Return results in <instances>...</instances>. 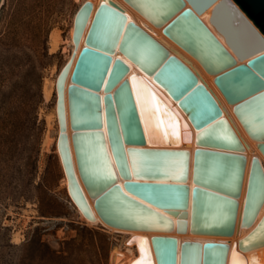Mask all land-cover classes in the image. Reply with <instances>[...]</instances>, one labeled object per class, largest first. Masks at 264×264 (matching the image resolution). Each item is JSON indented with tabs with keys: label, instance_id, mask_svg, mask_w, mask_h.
<instances>
[{
	"label": "water",
	"instance_id": "95a60500",
	"mask_svg": "<svg viewBox=\"0 0 264 264\" xmlns=\"http://www.w3.org/2000/svg\"><path fill=\"white\" fill-rule=\"evenodd\" d=\"M126 1L154 20L137 0ZM144 1L158 16L155 24L170 20L163 29L166 35L200 59L208 71H223L215 81L227 100L235 103L236 115L249 135L258 140V148L264 154V0ZM217 1L211 22L224 33L228 45L240 60L250 57L246 63H238L200 17ZM187 2L189 7H186ZM222 9L237 17L254 39L246 51L239 49L217 22L216 16ZM92 10L93 3L86 1L77 13L73 35L75 50L57 80V110L58 148L69 194L82 213L94 221L95 215L75 172L65 109V81ZM117 49L165 88L198 129L196 143L199 146L193 153L192 188L187 183L190 152L175 148L182 142L177 116L155 95L142 76L133 73L129 79L125 78L130 66L121 57L114 58ZM137 87L146 88L151 93L150 100L156 99L153 103L171 114V135L163 136L151 127L145 130V118L137 104ZM68 98L78 172L105 223L124 229H154L159 228L155 223H140L132 217L155 216L159 226L166 224L163 228L171 230L173 221L161 210L176 216L186 211L191 201L190 230L193 233L227 237L234 234L247 166L246 146L224 117L206 84L199 82L198 75L148 31L128 20L122 8L113 1L101 3L94 14L85 46L71 75ZM159 115L166 119L163 112ZM105 157L113 172L111 176L105 171ZM138 158L145 169L143 175H133V165ZM170 160L184 164V172L179 178L165 172L163 162ZM119 177L124 180L123 184ZM177 193L179 201L175 199ZM132 196L137 199L133 200ZM263 204L264 168L260 159L254 156L243 206L244 226L249 227L255 222ZM179 229H186V226H179ZM262 229L264 214L239 239L238 250L236 243L230 247L228 242L208 239L204 242L185 240L180 243L179 252L178 238L169 235H153L151 244L157 264H178L179 256V264H233L234 251L246 264L242 251L264 245ZM148 258H152L149 243Z\"/></svg>",
	"mask_w": 264,
	"mask_h": 264
},
{
	"label": "rangeland",
	"instance_id": "374dc122",
	"mask_svg": "<svg viewBox=\"0 0 264 264\" xmlns=\"http://www.w3.org/2000/svg\"><path fill=\"white\" fill-rule=\"evenodd\" d=\"M76 0L0 3V264H113L125 237L88 224L63 181L44 86L67 58Z\"/></svg>",
	"mask_w": 264,
	"mask_h": 264
},
{
	"label": "bare ground",
	"instance_id": "6f19581e",
	"mask_svg": "<svg viewBox=\"0 0 264 264\" xmlns=\"http://www.w3.org/2000/svg\"><path fill=\"white\" fill-rule=\"evenodd\" d=\"M86 1H91L93 3V10H92L90 19L84 29L79 46L76 49L72 67L65 81V109H66L67 134L69 137V144H70L71 153L73 157L75 172L79 180V183L85 193V196L88 200V203L92 209V212L95 215L94 221L88 219L82 213V211L77 207V205L74 203L73 199L71 198L69 194L68 179L65 173L64 165H63L61 155L59 152V148H58L60 125H59L58 110H57V102H58L57 80H58L61 70L64 68L66 63L70 60L72 53L75 50V44L73 40L74 29H75V19H76L79 9L82 7V5ZM111 1L115 2L122 8L123 12L128 17V20H133L143 29L148 31L155 39H157L160 43H162L165 47H167L171 54L180 58L198 75L199 82L206 84L207 88L214 95L220 107L222 108L224 117H226V119L230 122L235 132L237 133L241 141L246 146L245 155L247 157V166H246V171H245L242 193L239 198V210H238V215H237L236 229L232 236L230 237L212 236V235L193 233L190 230L191 201L188 206V209L186 211H181L176 216L169 214L167 211L161 210L163 213L171 217L173 221V225H174L171 230H167L163 228L165 227L166 224H164V226H159L158 223H155V225L159 228H154V229L118 228V227L108 225L98 215L94 207V198L90 197V195L88 194L80 178L78 168H77L76 157H75V152H74V147H73V142H72L73 129L71 127V121H70L68 87L71 83V75H72L74 66L76 64V61L78 59V56L81 50L83 49V47L85 46V38L89 30L91 21L94 17V14L101 3L103 2L110 3ZM137 1L142 6L143 10L149 12L151 17H153V19L156 21L158 16L155 13V11H152L150 6H148L144 0H137ZM76 3L78 5L75 8L72 14V17L70 18L68 22V27L70 28L69 37L67 39L62 38L60 33L57 30L52 31L51 33L50 41H51L52 50L55 52L56 50L59 49L60 45L62 44L65 45L63 53L67 54V58L62 64L61 68L59 69L55 68V70L52 73L50 82L46 83L44 86L45 97L49 99L50 103H53L51 107L49 123L52 125L51 127L54 128V131H56V134H55V137L52 138V142L54 141L55 143L56 153L58 155L60 167L63 173L64 185H65L68 197L72 205L75 207L80 217H82V219L86 221V223L92 224V225L100 224L104 226L108 231L120 233L125 237V250H122L120 248H115L112 252L113 264H137V262L142 259L151 260L150 261L151 264H157L156 256L153 250V246L151 244V237L153 235H169V236L177 237L179 240V252H180V243L185 240H191V241L199 240L201 242H204L208 239L228 242L230 244V247H233L234 244L236 243L237 250H238L239 239L244 237L257 224V222L260 220V218L264 214V204H263L255 222L251 226L246 227L242 224V213H243V206H244V201H245V193H246L251 160L254 156L258 157L264 168V154L258 148V140L252 138L249 135V133L246 131L245 127L243 126L242 122L236 115L234 111L235 103H230L227 100V98L225 97V95L223 94L220 87L217 85L215 81V77L223 71H220V72L208 71L203 65V63L200 61V59H198L192 53L187 51L184 47H182L179 43H177L175 40L170 38L168 35H166L163 29L169 23L170 20H168L167 22L163 24L157 25L155 24L154 20L150 19V16H148L145 12L144 13L140 12L138 9H136L133 5H131L126 0H76ZM217 3L218 1L213 3L205 11H203L200 14V17L205 22V24L210 28V30L220 39V41L225 45V47L237 58V62L246 63L250 57H246L244 60H240L236 56V54L233 52V50L230 48V46L228 45L225 39L224 33H222L216 27V25H214L211 22V16L213 13V9ZM189 6L190 4L187 2L186 7H189ZM216 19H217V22L220 24V26L229 33L230 37L232 38L236 46L242 51H246L247 47L252 42L251 40H254V39L251 37L250 33L246 30L244 25L240 23L237 17H235L232 13L227 12L225 9H222L221 11L218 12ZM115 57H121L130 66V72L126 75L125 78L129 79L130 75L133 73L137 76H142L143 79H145L147 83H149V85L152 87L155 95L158 96V98L162 99L177 116L178 125L180 126V131H181L182 142L180 146L175 147V148L188 149V151L190 152L189 175H188L187 183L190 186V188H192L194 186V182L192 180L193 153H194V150L199 146L196 143V135L198 133V129L192 123L189 115L182 109L179 102L177 100H174L170 96L168 91L165 88H163L160 84H158L152 76H148L146 73H144L135 63L130 61L126 56H124L123 53L119 51V49L116 50V53L114 54V58ZM101 94L102 95L104 94L103 90L101 91ZM152 102H156V99H153ZM247 119H250V117H248ZM104 129H105V125H104ZM145 146L148 147L149 145L146 144ZM180 164L184 168V164L182 162H180ZM118 180L121 184H123L124 180L121 177H119ZM151 217H155V216H151ZM184 225L186 226V229H179V226L184 227ZM132 237H135V238L131 241L130 239ZM141 241H146L147 250H148V243H149L152 258H148V254L147 256H145V254L141 251V246H142ZM242 253L244 257L246 258V261H247L246 264H264V245L255 247L253 249H249L246 251H242ZM179 257H178V264H179Z\"/></svg>",
	"mask_w": 264,
	"mask_h": 264
},
{
	"label": "snow or ice",
	"instance_id": "6c2138e0",
	"mask_svg": "<svg viewBox=\"0 0 264 264\" xmlns=\"http://www.w3.org/2000/svg\"><path fill=\"white\" fill-rule=\"evenodd\" d=\"M133 82L135 84V80ZM136 96H137V104L140 106L142 116L145 118V130L147 131L148 128L151 127L153 130L161 132L163 136L171 135L172 133L169 131V128L171 127L172 120H173L171 114L164 111L163 109H161V107L158 104L153 103L150 100L151 93H149L146 88L137 87ZM161 112H163L166 119L160 118L159 113ZM262 115H264V113H262ZM117 144H118V141H117ZM113 159L115 158L113 157ZM104 163H105V171L107 175L111 176L113 172L110 167L109 161L107 160V157H105ZM124 167L126 170L127 166L125 165ZM133 167H134L133 175H136L137 173H139L140 175L144 174L145 169H144L141 159L138 158L134 162ZM163 167L165 169V172L169 175H172L174 178H179L180 175L184 172L183 166L180 164L179 161H175V160L164 161ZM156 182L163 183V181H156ZM121 187H123V185H121ZM126 194L131 195V193H126ZM132 199L135 200L137 199V197L132 196ZM175 199L177 201L180 200V195L178 193L175 195ZM140 203L143 204L144 201L141 200ZM148 207L151 208L152 205H148ZM156 211L159 212V209H156ZM132 218L137 220L140 223L152 224V223L159 222L158 218L151 217V216L145 217L143 215H137V216H133ZM261 231L264 232V229H262ZM255 238L256 237L254 236L253 239ZM141 245H142L141 251L145 254V256H147L148 250L146 249V241H141ZM217 254L219 255V253ZM137 264H151V262L150 260L142 259L138 261ZM233 264H243L242 260L239 258V253L235 251L233 252Z\"/></svg>",
	"mask_w": 264,
	"mask_h": 264
}]
</instances>
